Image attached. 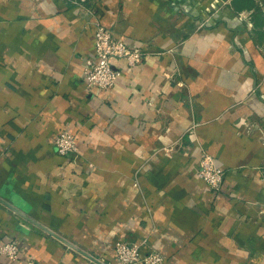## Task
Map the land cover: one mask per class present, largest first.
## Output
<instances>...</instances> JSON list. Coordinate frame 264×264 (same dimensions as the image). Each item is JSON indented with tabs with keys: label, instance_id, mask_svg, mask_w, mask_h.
Instances as JSON below:
<instances>
[{
	"label": "crops",
	"instance_id": "1",
	"mask_svg": "<svg viewBox=\"0 0 264 264\" xmlns=\"http://www.w3.org/2000/svg\"><path fill=\"white\" fill-rule=\"evenodd\" d=\"M94 21L144 51L107 92L84 81ZM0 199L106 264L141 240L165 264H264V0H0ZM28 219L0 203L21 245L0 264H94Z\"/></svg>",
	"mask_w": 264,
	"mask_h": 264
},
{
	"label": "built area",
	"instance_id": "2",
	"mask_svg": "<svg viewBox=\"0 0 264 264\" xmlns=\"http://www.w3.org/2000/svg\"><path fill=\"white\" fill-rule=\"evenodd\" d=\"M93 33V56L85 60L84 81L88 88L107 92L112 90L121 76L119 63L135 68L143 60L144 51L138 46L114 37L112 32L98 21H94ZM112 60H116L117 63L114 64ZM53 146L60 156H70L78 152L75 138L67 130L56 134ZM225 173V168L218 165L210 153L202 152L196 171V176L200 180L211 190L218 191L222 186ZM20 247L18 241H3L0 243V254L12 262H17ZM112 248L118 264H165L164 256L153 248H149L146 240L116 241ZM23 264L40 263L26 259Z\"/></svg>",
	"mask_w": 264,
	"mask_h": 264
},
{
	"label": "water",
	"instance_id": "3",
	"mask_svg": "<svg viewBox=\"0 0 264 264\" xmlns=\"http://www.w3.org/2000/svg\"><path fill=\"white\" fill-rule=\"evenodd\" d=\"M0 203L4 206H6L8 209L12 210L13 212H15L16 214L28 219L25 215H23L20 211H18L17 209H15L13 206H11L10 204L6 203L5 201H3L2 199H0ZM31 223H33L35 226H37L39 229H41L43 232H45L46 234H48L49 236L55 238L56 240H58L60 243H62L64 246H66L67 248H69L70 250L74 251L75 253L83 256L84 258L88 259L89 261H91L94 264H106L104 263L102 260H99L97 258H95L94 256L84 252L83 250L79 249L78 247H76L75 245H73L71 242L67 241L65 238L57 235L56 233L52 232L51 230H49L48 228H46L45 226L32 221L30 219H28Z\"/></svg>",
	"mask_w": 264,
	"mask_h": 264
}]
</instances>
